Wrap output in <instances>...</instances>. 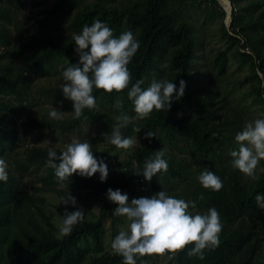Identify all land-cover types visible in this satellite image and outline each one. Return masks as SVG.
<instances>
[{"label": "trees", "instance_id": "1", "mask_svg": "<svg viewBox=\"0 0 264 264\" xmlns=\"http://www.w3.org/2000/svg\"><path fill=\"white\" fill-rule=\"evenodd\" d=\"M230 1L232 15L227 29L223 22L224 9L216 0H95L80 4L56 0L51 7L39 11L42 17H33V25L40 28L35 34L31 27L19 22L21 3L18 0H0V154L13 138L15 129L12 116L15 108L6 105L5 97L14 95L25 107L30 104L27 98L34 73L35 77L41 70L51 74L60 63L63 72L79 62L73 35L53 38L49 31L72 6L82 5L70 21L72 34H80L85 25L91 26L99 19L113 30L114 36L123 30L130 31L139 42L140 47L128 65L129 87L111 93L94 89L96 107L84 109L80 119L74 118L73 102L57 87H49L43 93L56 99L58 109L70 111V116L58 121L45 116L30 117L23 122L24 133H37L50 127L68 133L79 131L84 122L100 121L108 133L87 142L97 159L105 162L116 149L108 142V135L117 118L121 113L136 115L127 96L133 84L143 80L141 87L147 88L149 78L157 76L158 80L166 78L176 83L178 91L183 80L184 95L172 101L169 111L153 110L149 117L133 120L121 129L123 136L140 135L141 140L128 158L120 159L115 154L110 165L112 173L106 182L100 181L99 173L91 178L73 174L61 187L54 169L47 163L49 148L35 144L26 147L22 158L14 159L16 168L19 172L31 168L38 173L40 186L34 187L35 190L52 191L61 203L62 198L72 194L77 207L88 198L98 201L109 188L127 194L135 192L139 180L144 179L153 195L163 190L175 198L195 201L196 208H189L192 214H205L211 207L219 212L222 231L218 247L206 248L203 259L188 256L194 245L167 252L175 253L179 264H264V210L255 202L256 195H264V172H258L257 179L246 176L233 168L227 151L239 149L235 136L248 122L247 107L254 106L260 118H264V0ZM197 15L211 21L220 17V38L225 43L223 49L212 55L209 64L201 67V74L195 70L200 64L196 57L202 44L198 35L201 31L189 19ZM231 58L238 67H247L241 78L227 80ZM165 64L167 67H162ZM209 77L217 82L227 80L239 87L245 86L242 95L250 102L242 103L243 98L241 102H234L236 98L229 97L225 88L219 89L217 84L210 83ZM193 78L200 82L195 87L190 86ZM117 100L122 107L116 106ZM135 128L140 132L134 131ZM147 132H152L154 137L145 139ZM101 142H106L108 148L102 149ZM164 147L167 148L164 150V159L169 165L167 172L158 173L150 182L137 175L143 173L146 161ZM204 168L221 178L220 191L205 189L198 182L197 176ZM7 172L8 181H0V264H122V256L103 247L104 222L119 219L113 214L116 204L101 205L94 220L85 217L73 226L69 235L62 236L43 209L44 198L21 190L19 179L10 170ZM178 185L180 190L173 192ZM66 208L76 210L71 204L65 205ZM65 209L61 210L62 215ZM35 215L44 226L37 222ZM159 255L137 256L136 264H147Z\"/></svg>", "mask_w": 264, "mask_h": 264}, {"label": "clouds", "instance_id": "2", "mask_svg": "<svg viewBox=\"0 0 264 264\" xmlns=\"http://www.w3.org/2000/svg\"><path fill=\"white\" fill-rule=\"evenodd\" d=\"M75 53L79 57L77 64H72L62 73L64 83L61 85L63 96L73 102L74 118L80 119L84 109L96 107L94 89L111 93L121 92L129 87L131 73L128 65L137 53L140 44L132 32L114 36L113 30L99 19L91 26L85 25L80 34H73ZM166 68L167 65H162ZM143 80L133 84L127 92L128 99L133 103L134 117L121 113L117 123L108 135V142L117 148L128 149L134 140L122 135L121 129L127 127L133 120H143L150 116L153 110H170L172 101L179 100L186 88V83L180 80L179 90L176 83L168 79H153L147 88H142ZM117 107H122L117 100ZM264 115V114H262ZM49 117L63 120V111L53 108ZM87 119V117H85ZM134 131L140 132L139 128ZM154 137L147 132L145 139ZM235 140L239 149L230 153L232 166L246 176L257 179L258 168L264 160V118H256L244 124ZM48 165L54 169L57 182L61 187L73 174L91 178L99 173L101 182H106L109 176L108 165L103 159L98 160L92 152V145L87 142L73 140L61 153L49 149ZM164 149L156 151L153 158L146 161L142 175L147 181L160 172H167L168 162L164 159ZM59 161V162H57ZM5 161L0 159V181L9 179ZM198 182L205 189L220 191L222 180L213 171L204 168L197 176ZM107 199L116 204L115 216H124L130 221L128 231H121L111 242L114 253L123 257L122 264H136L135 257L152 254L176 252L194 245L188 256L204 258L203 251L218 247L219 233L222 223L219 212L211 207L205 214H192L189 208H196L195 201H185L168 195L165 191L154 194L151 198H134L129 203V196L120 189L109 188ZM257 207L264 210V195H256ZM64 205L71 204L75 211L65 209L59 233L67 236L72 228L85 218V209L77 207V201L72 194L62 198Z\"/></svg>", "mask_w": 264, "mask_h": 264}, {"label": "rangeland", "instance_id": "3", "mask_svg": "<svg viewBox=\"0 0 264 264\" xmlns=\"http://www.w3.org/2000/svg\"><path fill=\"white\" fill-rule=\"evenodd\" d=\"M21 5L18 10V20L22 22L24 25L32 28L35 34L40 32V28L38 26L33 25V17L40 18L43 14H40L39 11L41 9L51 7L56 0H18ZM95 0H70V3L76 2L80 3H92ZM82 5L75 7L72 6L69 12L55 25L50 29L49 35L53 38L55 37H71L73 35V31L70 27V21L73 15L77 10L81 9ZM32 15V17H31ZM192 20L196 26L201 31L198 35L201 38L202 44L201 49L199 50V54L196 57L197 64L196 72L201 74L202 68L204 65L209 64V60L212 59V55L215 54L218 50L223 49L225 46L224 40L220 38V23L221 18L216 17L214 20H209V18H205L202 16H195L194 18H189ZM12 32L13 29H12ZM123 32H126L123 30ZM122 32V33H123ZM118 37V36H117ZM247 72L246 66L238 67L236 62L231 58L228 67H227V80L231 78H241ZM62 65L61 63L56 66V70L51 74H48L47 71L41 70L37 73V77H35V73L32 75L33 79L31 80V88L29 91V96L27 98L29 105L25 107L22 106L21 102L17 100V98L12 96H6V105L9 108H15L14 113L12 114L15 119V129L14 135L12 139L7 141L8 146L4 149L3 154H0V159L5 161L7 165V171L10 170V173L14 174L16 178L19 179L20 184L19 187L21 190H24L32 195L42 196L45 200L43 205V209L45 213L49 216L50 221L56 225L58 231L59 226L62 223V213L61 210L65 209V205L61 203V200L58 196L50 191H37L34 187L40 186L38 182V173L33 171L31 168H28L24 172H19L14 164V159L22 158L25 152L26 147L31 146L33 144L39 145L41 147H46L49 149H59L61 151L66 149V146L71 143L73 140L84 142L89 141L95 136L106 135L108 133V129H105L102 122L90 123L84 122L82 124L81 129L78 131L77 129L73 132H61V130L57 127H50L47 129H43L40 132L35 133V131H28L26 133L23 132V122L26 121L30 117H41L45 116L47 119H51L49 117V112L53 108H60L59 104L56 103V99L52 96H48L46 93H43L45 89L49 87H57L60 91L61 85L64 83L62 77ZM153 79L158 80L157 76L150 77L148 82L151 83ZM160 80V78H159ZM211 80L210 83L217 84L219 89L225 88L228 92V96H234V102H241V98L244 100L242 103H246V105L250 102V99L247 97H243L242 88L237 84H233L232 82L228 83L227 80L224 82H217L212 77H209ZM199 82V79L193 78L190 82V86L195 87ZM200 83V82H199ZM232 98V97H231ZM234 104V103H233ZM8 111V110H7ZM6 111V112H7ZM63 111L64 118L67 119L70 116V111ZM9 112V111H8ZM248 121H252L256 118H260V113L254 108V106L247 107ZM54 121H58L55 119H51ZM134 140V144L132 147L128 149H115L114 153L111 154L108 159H106L105 163L108 165L109 174L112 173L111 163L114 161L115 154L118 155L120 159H126L133 151V148L136 146L138 140H141L140 135H132L131 137ZM239 145V144H238ZM100 147L103 149L108 148V144L106 142H101ZM164 150L167 151V148L164 147ZM229 153L232 150H227ZM258 167L264 168V160L259 163ZM180 185V184H179ZM175 187V191L178 192L179 187ZM84 193V192H82ZM129 203L134 198L143 197L138 189L135 192L128 194ZM153 196L152 192L148 194V198ZM105 203L110 202L106 194L102 196L98 201L92 200V198H88L86 200H82L80 203V207L85 209V217L89 220H94L99 212V207ZM37 222L40 225H43L42 220L35 215ZM130 221L127 217L120 216L117 221L106 220L104 222V237H103V247L106 251H113L111 248V242L114 238L119 235L121 231H128ZM147 264H179L175 258V253H167L160 254L159 256L149 260Z\"/></svg>", "mask_w": 264, "mask_h": 264}, {"label": "water", "instance_id": "4", "mask_svg": "<svg viewBox=\"0 0 264 264\" xmlns=\"http://www.w3.org/2000/svg\"><path fill=\"white\" fill-rule=\"evenodd\" d=\"M219 5H221L224 9L225 16H224V25L227 29H229L230 22H231V15H232V4L230 0H223L224 4H222L221 0H216Z\"/></svg>", "mask_w": 264, "mask_h": 264}, {"label": "built area", "instance_id": "5", "mask_svg": "<svg viewBox=\"0 0 264 264\" xmlns=\"http://www.w3.org/2000/svg\"><path fill=\"white\" fill-rule=\"evenodd\" d=\"M139 192L144 195V196H148V194L150 193V189L148 187V185L145 183L144 179H140L139 183L137 185Z\"/></svg>", "mask_w": 264, "mask_h": 264}, {"label": "bare ground", "instance_id": "6", "mask_svg": "<svg viewBox=\"0 0 264 264\" xmlns=\"http://www.w3.org/2000/svg\"><path fill=\"white\" fill-rule=\"evenodd\" d=\"M222 1V4H224V2H223V0H221ZM222 7V6H221Z\"/></svg>", "mask_w": 264, "mask_h": 264}]
</instances>
